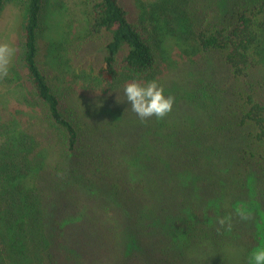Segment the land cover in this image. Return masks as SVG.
Listing matches in <instances>:
<instances>
[{"label": "trees", "instance_id": "16d2710c", "mask_svg": "<svg viewBox=\"0 0 264 264\" xmlns=\"http://www.w3.org/2000/svg\"><path fill=\"white\" fill-rule=\"evenodd\" d=\"M44 1L0 0L18 4L16 65L42 112L0 147V264H247L264 247V0H155L136 14L94 0L79 47L104 42L102 84L158 76L168 20L222 85L193 118L141 120L120 95L90 126L46 75Z\"/></svg>", "mask_w": 264, "mask_h": 264}, {"label": "rangeland", "instance_id": "374dc122", "mask_svg": "<svg viewBox=\"0 0 264 264\" xmlns=\"http://www.w3.org/2000/svg\"><path fill=\"white\" fill-rule=\"evenodd\" d=\"M93 1L45 0L41 34L42 39L50 44L46 62L50 85L68 106L79 111L81 120L88 122V126L91 125L93 114H99L102 119L117 112L119 108L114 105V98L121 101L124 85L132 81L122 78L113 86L102 84L95 78V70L103 57L104 42L96 40L84 49L79 47L85 38L90 37ZM153 1L126 0L125 5L136 14L138 7L141 9L140 5L144 7ZM18 24V4H6L0 10V45H7L11 54L6 72L0 73V147L4 140L17 135L21 128L23 131L29 130L31 126L34 128L42 115L40 106L30 96L16 65ZM168 27L167 20L159 52L160 74L153 79L163 86L165 94L170 95L174 101L171 111L163 118H193L197 108L211 104L210 98L205 96H216V89L222 85V71L205 54L190 55L191 48L176 22L173 29ZM255 76L260 80L264 78V64L259 65Z\"/></svg>", "mask_w": 264, "mask_h": 264}, {"label": "clouds", "instance_id": "9594fccd", "mask_svg": "<svg viewBox=\"0 0 264 264\" xmlns=\"http://www.w3.org/2000/svg\"><path fill=\"white\" fill-rule=\"evenodd\" d=\"M11 50L7 45H0V73L6 72V65ZM123 94L131 110L144 120L149 117L163 118L172 109L173 98L166 95L163 86L156 80L140 83L136 80L127 82ZM224 223L223 220L220 221ZM247 264H264V247L250 250Z\"/></svg>", "mask_w": 264, "mask_h": 264}]
</instances>
